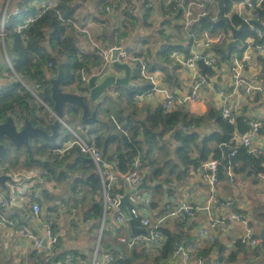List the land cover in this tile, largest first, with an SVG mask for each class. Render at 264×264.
Listing matches in <instances>:
<instances>
[{
	"label": "crops",
	"instance_id": "obj_1",
	"mask_svg": "<svg viewBox=\"0 0 264 264\" xmlns=\"http://www.w3.org/2000/svg\"><path fill=\"white\" fill-rule=\"evenodd\" d=\"M116 1L117 3L114 4L113 8H106V12H103L101 0H72L70 5L73 7L74 19L77 24L74 37L81 43L82 49L86 53L94 50L93 45L105 48L114 44L121 46V48H126L127 54L132 58L141 55H143V60H148L149 55L154 58V66L150 67L156 69L154 73H156L160 91L152 96L136 94L138 105L145 108L139 113L141 117H144L148 108L154 110L157 106L162 105L167 95L173 97V107L177 104L185 103L188 111L194 116H203L209 113L211 109L222 110L227 95L231 106L237 111L238 116H243L248 120V127L252 120L259 118L264 120V92L254 91L248 93L245 86L235 88L230 68L235 58L243 59L245 56H250V63L244 69L243 78L249 83L262 85L260 75L262 74L263 65L260 60H264V54H261L258 48L252 44L253 38L244 39L245 34L242 37L240 36L242 46L237 47L238 50L231 55L230 62L222 63L219 66L213 51L206 47L204 36L196 38L189 43L190 35L188 28L185 26V11L189 10L192 13V20H198L203 17V5L198 0H182L185 5L183 27L182 25L180 26L183 22H177L178 24L172 22L170 24L169 17H164L162 10L174 0ZM23 2L24 0H9L5 5L1 4L0 20L5 10L6 14L11 16L17 8H26L21 5ZM240 2L243 1L234 3L227 14L236 13L241 18L242 15L251 16L252 10ZM37 4L38 1L32 3L35 8ZM148 5L152 6L150 10L147 7ZM118 6H120V9ZM132 6L135 8L136 22L127 19L123 12L125 8ZM211 7V17L216 19L218 8H216L217 10L214 13ZM175 25H179L182 28L178 31L177 27L179 26L175 27ZM116 30L118 31L116 32ZM247 31L256 34L252 27ZM121 32H124V36L121 37L124 40H121L118 44L116 42L118 40L117 35L118 33L121 34ZM167 32L169 34L171 32L174 36L171 39L172 42H178L185 46V50L173 52L178 54L177 58L171 56L176 64L167 69V73L172 76L170 84L166 82L167 74L162 71L164 66L162 61L159 60L161 58L159 51L165 42L162 36L163 34L166 35ZM228 33L226 34L228 35ZM222 34L224 32L220 31L216 36ZM211 37H215V35ZM231 41L232 38L227 36L221 45L226 48ZM167 43H170V41L164 44ZM187 51H190V55L194 52H200L207 57L215 58V63L213 66H208V69H204L200 64L198 65L204 81L196 91L198 100L195 103L185 102L187 97L195 91L193 71L183 63L188 58ZM7 56L10 58L6 45L3 46L0 43V90L10 87L13 83L19 81L18 76L7 66ZM131 67L132 74L129 87L127 88L140 91L144 84L134 78L135 67ZM99 70L94 68L92 73L89 74L90 78L95 76ZM203 70L205 74H203ZM207 70L212 71V73ZM124 76V71L116 69L110 64L106 69V73L98 77L97 86L102 87L107 83L104 86L105 91L110 87L112 88L111 90H114L116 84L109 85L110 79H119ZM27 83L33 86L32 83ZM218 89H221L225 96L220 95L217 92ZM67 91L80 95L87 94L90 97L92 92L89 90L84 94L78 93L80 90L76 85L68 87ZM105 91L100 94L97 102H92L94 104L100 102ZM124 93L127 94L128 92L124 91ZM120 96V93L116 92L112 98L119 100ZM50 119L53 121V118L50 117ZM97 119L98 121L104 120V114L102 112L97 113ZM66 125L71 131L84 139L90 138L94 140L96 137L90 128L93 124H77L74 125L75 128H71L67 123ZM18 126L22 127L21 125ZM216 130V127L206 124L199 128L197 132L201 134V140H203ZM72 139H74V135L69 140ZM254 144L264 150V136L259 135ZM171 145V151H173L177 144L172 143ZM59 147H62V145ZM26 152L24 148L13 149L7 159L5 158L0 165V175L7 174L12 178V182H6L4 187L0 186V197L7 202L6 207L0 206V264H40V257L46 263L58 264L65 260L66 255L72 253L76 254L80 264H89L102 228L103 251L110 252L116 257L129 259L134 264H186L183 255L171 256L166 261L155 262L159 247L153 249L147 247L149 249L148 253L144 255L146 260H136V249L140 247H130L122 243L120 237L132 239L143 235L146 232V228L142 226L140 220L133 221L134 227L138 228V230L134 231L130 221L126 225H121L113 213H107L104 217L103 210V215L100 218L94 217L91 208L94 204L103 206L102 194L98 192V194H101L100 197L98 194L93 196L90 189L83 185L82 181L85 175L76 173L74 172L76 170H74L65 180L58 182L54 177L48 175L46 169L28 166L26 163ZM72 163L73 161H69L67 164L72 166ZM89 173L86 172V176ZM192 174L190 178L173 186L175 190L173 197L177 200L175 205L186 204L200 208L192 218L191 223H195L192 231L193 240L186 246V250L195 253L194 249L196 246L199 249L209 250L219 244L223 247L221 253L218 250L219 247L218 249L214 248L209 257L205 259L204 264H227L226 261L222 263L220 258L222 256L225 258L232 256L237 251L239 243L244 244L242 240L250 233L258 240L257 246L254 247L246 243V250L238 252L235 262L231 264H264V240H262V234H264V178L254 179L243 176L237 179V183L232 186L230 184L231 191H228L226 185L229 184V181L227 183L219 182L215 186H211L202 173L194 172ZM233 182L234 180H230V183ZM148 184L150 183L148 182ZM155 189L149 192L150 201L159 199V194L155 192ZM34 193L40 196L39 202L42 207V217L52 220L55 231L60 236V242L54 255V257H61L58 262H54V257L47 262L45 255L37 253L27 238L20 236L16 229L8 225L7 221L10 220L18 226L28 225L31 229L38 228L30 211V203L33 201L32 194ZM143 195L144 191H139L136 204L142 210L149 209L147 220L153 224L158 219L159 211L152 210ZM164 195L165 191L162 207L165 206ZM14 197L16 198L13 199ZM133 204L130 202L127 205V209L130 210V205ZM54 206L56 211L49 213L50 207ZM208 207L209 210H206L205 208ZM235 208L245 212L244 218L228 220ZM125 215L127 216L126 213ZM2 216L5 217V221H3ZM223 216L227 217V222L213 228L212 222L216 219H221ZM202 229L212 234L215 237V242H211L207 237L202 239L200 237Z\"/></svg>",
	"mask_w": 264,
	"mask_h": 264
},
{
	"label": "trees",
	"instance_id": "obj_2",
	"mask_svg": "<svg viewBox=\"0 0 264 264\" xmlns=\"http://www.w3.org/2000/svg\"><path fill=\"white\" fill-rule=\"evenodd\" d=\"M8 1L0 0V6L1 4L5 5ZM34 1L44 0H24L21 4L26 7L22 8L25 9L23 16L11 15L9 17L6 24L4 43L17 76L26 82L38 84L40 86L39 98L48 107L52 108L53 101L49 80L56 77L60 62L63 63L65 71V79L61 87L67 91L68 87L76 85L80 90L78 93L81 94L89 91L88 86L82 82V75L91 74L94 68L101 69L103 62L96 49L86 53L82 49L81 43L74 37L75 27L66 25L65 21L67 20L75 21L74 10L70 5L72 0H57L55 7L47 10L34 23L20 30L18 27L24 22L25 18L37 12V8L32 5ZM115 3H117L116 0H101L103 12H106V8H113ZM118 8L120 9V6ZM230 9L231 6L228 5L226 13L230 12ZM254 9L264 19V3ZM134 11L133 6L123 10L127 19L132 22L137 21ZM162 11L164 17H169L170 24L184 21V7L177 6L174 1ZM183 24L184 22L180 26L183 27ZM232 24L236 28L242 26L244 20L235 14L232 18ZM177 26L179 25H175V27ZM180 26L177 27L178 31L182 28ZM188 31L190 43L205 34L216 36L220 31L228 33L229 29L225 23L212 25L208 20L200 17L188 28ZM244 34V39H255V46L263 43L252 32L246 31ZM117 36L118 40L116 42L119 44L121 40H124L121 38L124 36V32L118 33ZM173 37L171 32L170 34L168 32L166 35L163 34L162 39L165 42L170 41V43L164 44V42L159 51L161 56L159 60L162 61L164 66L162 71L166 72V82L169 84L172 82V76L167 73V69L176 64L171 56L175 51L185 50L183 44L171 41ZM237 50L238 48L234 47L227 52L221 44H214L211 47L219 66L222 63L230 62L231 55ZM187 52V56L190 57V51ZM142 57L143 55L135 58L140 59ZM144 61L147 62L149 67L154 66L152 56L149 55L148 60L144 59ZM260 61L263 65L260 80L264 87V60L261 59ZM200 65L204 67L203 64ZM151 67V71L156 72V69ZM136 71L137 73H135ZM207 71L212 73L210 70ZM133 73L134 78L144 84L140 91L115 85V91L111 90L110 87L104 92L101 101L97 104L90 100L89 95L84 94V96L91 113L96 111L104 114V120H97L90 128L96 136L94 142L98 149L101 150L104 157L114 164L115 171L118 174L119 181L113 186V193L123 196L128 193L124 178L137 169L135 166L137 161L141 163L142 176L150 172L148 182L152 185H158L155 192L159 194V199H153L149 203L152 210L159 211L158 219L153 225L157 224L165 237L162 246L157 249L155 262L158 263L173 256L177 246L186 247L191 243L193 240L192 231L195 227V223H189V218L182 214L159 223L160 219L169 211V204L162 207L165 188H168L169 198L173 197L175 195L173 186L176 183L190 178L193 175L192 173H196L205 163L214 160L218 162L217 183H227L229 181L226 189L231 191V186L243 176L254 179L264 178V150L253 153L247 147L240 145L236 140V136L249 131L248 120L243 116H237L235 122L230 123L222 117V110L220 109H211L209 113L203 116H194L188 111L185 103L177 104L171 110H166L162 105H159L154 110L148 108L144 117H141L139 113L145 108L138 105L137 95H143L151 90L152 85L141 79L137 69ZM124 91L128 93L125 94ZM116 92L121 95L119 100L112 98ZM43 103L38 102L19 81H16L10 87L0 90V123L8 117H12L18 125L23 126L25 120H28L32 126L49 131L48 124L52 120L50 119L49 110ZM81 115L80 108L70 107V110L64 113L63 119L71 128H75L74 125L77 124L85 125L82 122ZM206 124L216 127L217 130L209 137L201 140V134L197 130ZM63 131L70 137L69 139L72 138L71 131L62 125L59 129V136ZM259 134L264 136V126ZM172 143L177 144L173 151H171ZM223 145L227 147V152L221 148ZM64 146L59 147L56 144H48L42 142V140L33 139L31 141V152H26V163L34 168L46 169L48 175L54 177L58 182L65 180L76 170L74 172L85 175L84 180L82 179L83 185L90 189L93 196L97 195L98 192L102 191V185L99 176L94 172L95 168L92 160L82 154L78 147H74L62 155L59 151ZM5 158L7 159V156ZM69 161H73L72 166L67 164ZM229 170L234 176L233 183H230L228 177ZM86 172H90L89 175L86 176ZM138 207L137 204L130 205V209ZM55 211L54 206L50 207L48 212ZM91 212L94 217L100 218L103 215V206L94 204ZM234 212L245 216V212L240 211L238 208H235ZM44 221L48 222L56 232L50 218H46ZM135 247H140L136 249V260H146L144 255L148 253L149 249L143 245ZM214 248H217L220 253L223 249L218 244L209 250L198 249L195 256L206 259ZM244 250H246V245L239 243L237 251L227 258L222 256L220 258L221 262L225 263L226 261L227 264L235 262L238 252ZM72 255L77 260L76 254L72 253ZM59 259L61 257L57 256L53 260L58 262ZM40 260V264H49L41 257ZM117 264L134 263L129 259L120 257Z\"/></svg>",
	"mask_w": 264,
	"mask_h": 264
},
{
	"label": "built area",
	"instance_id": "obj_3",
	"mask_svg": "<svg viewBox=\"0 0 264 264\" xmlns=\"http://www.w3.org/2000/svg\"><path fill=\"white\" fill-rule=\"evenodd\" d=\"M174 2L177 3V6L184 7V3L182 0H174ZM242 3V5L248 6L252 10L251 16H246L244 19V22H248L250 20H255L262 25H264V19L260 17L258 13L255 11V7H260L262 3H264V0H245ZM57 5V0H44L40 1L37 4V12H35L32 15H29L25 18L24 22L18 27L20 30L28 27L30 24L34 23L41 15H43L47 10L55 7ZM148 8H151V5L147 6ZM109 10V9H107ZM25 9L17 8L13 14V16H23ZM204 15V14H203ZM185 26L186 28H189L192 26L193 23H195V20H192V13L189 10L185 11ZM10 16L6 14V10L3 13V17L0 20V43H2L3 46H5L4 43V36L6 34V24L8 22ZM66 25H72L75 28H77V24L73 20H67L65 21ZM256 31V38L258 40L263 41L261 45H256L259 52L261 54H264V34L261 33L258 30ZM227 34L224 33L219 36L211 37L208 34H205L204 37L206 39V47L211 50V47L214 44H222L224 39L227 38ZM231 38V36H228ZM252 44L255 45V39L252 42ZM94 49L97 50V53L99 57L102 59V66L101 70L95 75L96 77H100L103 74L106 73L107 67L112 64V49L110 47H98L97 45H93ZM115 48H121V46H116ZM177 53H173L172 57L177 58ZM250 56H245L243 59L235 58L234 62L231 64V75L233 79V86L235 88H240L242 86L246 87V90L248 93L257 91L260 93L264 92L263 85H257L252 84L246 81V79L243 78V72L244 69L249 65L250 63ZM119 61H122L124 63H128L130 66L135 67V69L138 70V73L141 77V79L146 82L149 85H152L151 90H148L143 95L146 96H152L156 92L160 91V88L158 86V79L156 76V73L152 72L149 65L146 61H144L142 58H132L130 57L126 51H121L119 58ZM7 66L9 69L16 74V71L13 67V64L11 62V59L7 56L6 57ZM203 62L207 66H213L215 63L214 57H207L203 53L200 52H194L190 57L186 58L183 63L190 68L193 71V79H194V87L195 91L191 93L186 99L185 102H191L195 103L198 100V93L196 92L197 89L200 87V85L204 81V77L201 73V71L198 68L199 64H202ZM17 75V74H16ZM90 76L83 74L82 75V82L84 85H88ZM19 82L23 85V87L29 91L32 96H34L35 99L43 101L39 98L38 94L40 92V86L38 84H33V86H30L27 82L23 81L21 78L18 77ZM217 92L225 96L223 91L221 89H218ZM44 106L49 110L50 117L54 119V113L52 111V108L48 107L45 103H43ZM163 108L166 110H171L173 108V97L171 95H167L166 99L164 100L162 104ZM238 116L237 111L231 106L229 101V96L226 95V99L224 101V105L222 108V117L227 120L230 123H234L236 120V117ZM63 126L68 128L66 123L63 121ZM264 126V120L259 118L256 120H252L249 124V131L236 136L237 142L250 149L253 153L259 152L261 149L259 147H256L254 142L256 141L257 137L260 135L259 131ZM69 129V128H68ZM70 130V129H69ZM71 131V130H70ZM71 133L74 135V139L69 140L64 148L60 150L59 152L65 153L69 150H71L74 147H78L80 149V152L86 156H88L93 164H94V172L99 176L101 185H102V202H103V210H104V217L107 213H113L116 217L117 221L123 225L127 224L128 221H141L142 226L146 228V232L141 236H136L132 239H128L126 237H120V241L124 244L129 245L130 247H135L138 245H143L148 248H156L161 247L162 243L165 240L164 235L159 230V226L153 225L150 223L148 218H144V212L142 209L133 208L129 210L130 216H126L124 212H122L119 208L120 200L125 196L120 194H114L113 193V186L118 183V174L115 171L114 164L110 162L106 157H104L103 153L100 149H98L96 143L93 139H84L80 136H78L75 132L71 131ZM136 170L126 176L124 178V184L126 189H128V193H130V198L134 204L138 201L139 191H137V188L141 184L142 181V173L140 171L141 163L137 161L135 163ZM218 169V162L211 160L207 163H205L201 168L197 170V172H200L204 175L206 181L211 185L215 186L217 183L216 180V172ZM228 175L230 177V180L233 181V174L231 170L228 171ZM127 193V194H128ZM14 197L13 199H15ZM33 201L30 203V211L34 218V221L38 225L37 229H31L28 225H22L18 226L16 223H12V221H7L8 225L11 228H14L17 230V232L20 234V236L27 238L32 246L33 249L39 253L43 254L46 257V261L52 260V258L55 255V252L57 250V246L60 242V236L54 232L51 225L44 221V218L42 217V207L40 205L39 199L40 196L37 193L32 194ZM147 204H149L150 200L145 199ZM177 203V200L175 197L169 199L168 207L169 211L160 219L159 223H162L163 221H166L170 219L171 217H177L180 214L185 215L187 218H189V223H191L192 218L194 215L200 210V208L190 206V205H175ZM7 202L0 197V206L6 207ZM171 206V208H170ZM206 210H209L208 208H205ZM244 215L235 213L234 211L231 213L230 217L228 218L231 220H240L243 219ZM3 221H5V217L2 216ZM227 222V217L223 216L221 219H216L212 222V227L215 228L219 224H224ZM102 233L103 228L100 231V235L97 239L96 247L93 252V256L91 259V262L89 264H117L118 257L114 256L110 252L103 251L102 247ZM200 237L203 239L205 237L209 238L211 242H215V237L210 234L207 230L202 229L200 233ZM244 244L249 243L251 246L256 247L258 244V240L255 239L250 233L247 234V236L242 240ZM199 248L195 247V253ZM195 253L186 250V247L184 246H177L173 257H176L178 255H183L186 264H204L205 258H202L201 256H195ZM58 264H80L78 260H76L72 254L66 255V258L64 261L59 262Z\"/></svg>",
	"mask_w": 264,
	"mask_h": 264
},
{
	"label": "water",
	"instance_id": "obj_4",
	"mask_svg": "<svg viewBox=\"0 0 264 264\" xmlns=\"http://www.w3.org/2000/svg\"><path fill=\"white\" fill-rule=\"evenodd\" d=\"M200 4L203 5L204 15L203 18L208 20L212 25H217L220 23H225L227 25V28L229 29L228 36L230 35L232 38V41L226 46L225 50L229 52L234 47H241L242 43L240 41V36L243 35L250 27H252L254 30H258L261 33L264 34V25L261 23L250 20L248 22H244V24L240 28H235L232 24V18L235 16L236 13H233L231 15H228L226 13V8L228 5L231 7L234 5V3H237L239 1L244 0H218L217 1V18L212 19L211 17V2L207 0H198ZM246 18V15H242V19L244 20ZM110 48L112 49V65L116 69L122 70L125 73V76L119 79H110L111 84H116L118 86L123 87H129V81L132 74V67L128 63H124L122 61H119V55L121 51H126V48H115L114 44L110 45ZM204 66V69L208 66L205 65L203 62H201ZM101 70V69H100ZM99 70V71H100ZM203 74H205V71L203 70ZM65 79V71L63 68V63L60 62L58 64V73L56 77H53L49 80L50 83V92H51V98L53 101V107L52 111L54 113V119L51 123L48 124V128L50 132L46 129L37 128L32 126V124L25 120V123L22 127H19L18 124L15 122L14 118L8 117L4 122L0 123V165L3 159L8 156L13 149H22L24 148L28 153L31 152V141L33 139H39L42 140V142L48 143V144H56L58 138H59V129L60 126H63L64 121V113L68 112L70 110V107H78L82 111L81 119L82 122L91 125L94 124L97 119V112H90V107L88 103L86 102V98L84 95H80L73 92L65 91L61 84L64 82ZM97 79L98 77L93 76L89 80L88 88L91 90V101L97 102L100 94L105 91L104 86L98 87L97 86ZM107 89V87H106ZM222 149H224L226 152L228 151L227 147L225 145L221 146ZM150 172H147L141 181V184L137 188V191H144L143 198L148 199L150 198L149 192L155 188H157L158 185H150L148 184V176ZM6 182H12V178L7 174H1L0 175V186H5ZM99 197L101 194H98ZM133 203L130 198V193L125 195L120 200L119 208L122 212L126 213L127 216H130L129 210L127 209V205L129 203ZM169 202V195H168V189H165V195H164V205H167ZM233 208V206H231ZM144 218L148 217L149 209H144ZM130 225L132 226V229L134 231L138 230V228H135L133 225V221H130ZM262 240H264V234H262ZM118 250V249H117Z\"/></svg>",
	"mask_w": 264,
	"mask_h": 264
},
{
	"label": "rangeland",
	"instance_id": "obj_5",
	"mask_svg": "<svg viewBox=\"0 0 264 264\" xmlns=\"http://www.w3.org/2000/svg\"><path fill=\"white\" fill-rule=\"evenodd\" d=\"M213 1H214V0H210L211 3H212ZM211 5H212L211 10L215 13L216 10H217V9H216V8H217V0H215V1L213 2V4H211ZM239 51H240V49H239ZM135 73H137V71H136ZM37 101L41 103V101H39V100H37ZM69 138H70V137L67 136L66 132L63 131V133H61V135H60V138L57 140L56 145H57V146L65 145V144L67 143V140H68Z\"/></svg>",
	"mask_w": 264,
	"mask_h": 264
}]
</instances>
